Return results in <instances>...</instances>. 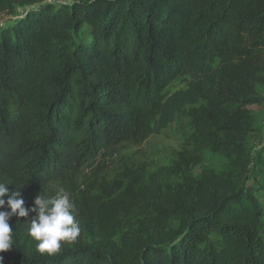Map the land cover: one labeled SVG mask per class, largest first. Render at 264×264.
I'll return each instance as SVG.
<instances>
[{
  "label": "trees",
  "instance_id": "obj_1",
  "mask_svg": "<svg viewBox=\"0 0 264 264\" xmlns=\"http://www.w3.org/2000/svg\"><path fill=\"white\" fill-rule=\"evenodd\" d=\"M13 4L0 0V13L12 14ZM85 27L91 40L80 42ZM235 46L264 57V0H84L43 6L0 29V183L20 191L29 209L11 217L14 245L0 255L12 264H264V208L250 188L188 184L174 199L152 183L156 214L132 247L118 236L141 175L107 199L94 195L96 177L79 180L102 155L142 144L184 114L196 149L231 156L252 127L224 122L220 107L245 115L258 102L250 80L221 88L211 65L214 56L230 63ZM181 78L186 89L168 93ZM209 99L216 104L198 106ZM193 158L181 152L179 166H197ZM51 185L73 199L81 228L77 242L53 255L38 252L28 234L36 197L59 190ZM173 220L181 222L177 235Z\"/></svg>",
  "mask_w": 264,
  "mask_h": 264
},
{
  "label": "rangeland",
  "instance_id": "obj_2",
  "mask_svg": "<svg viewBox=\"0 0 264 264\" xmlns=\"http://www.w3.org/2000/svg\"><path fill=\"white\" fill-rule=\"evenodd\" d=\"M84 0H66L53 2L47 0H34L30 6L24 4L26 0H14L13 13H0V29L17 24L31 11H37L43 6L54 7L59 10L63 5L81 3ZM78 40L89 42L91 29L85 27ZM264 57L248 48L234 47L231 54V62L225 63L223 56H214L211 65L220 72L221 88H229L243 80H250L255 86L258 102L245 108V115L240 114L235 105L220 107L219 117L224 122L246 121L251 125L252 131L247 135L243 143L235 140V145L230 149L231 156L214 154L210 150H198L190 137L194 132L191 119L185 114L176 118L167 129L158 135H153L144 143L125 144L112 154L102 155L92 167L85 169L79 176L80 183L86 179L96 177V191L94 195L107 199L110 196H119L123 188L128 186L132 175H141L142 183L139 185L136 204L128 199L124 202V210L121 212L123 219V231L118 236L130 245L135 246L138 233L136 230L141 224L153 220L155 217V204L157 199L151 196L149 186L155 183L158 194L163 198L169 194L177 198L181 190H185L188 184L199 185L203 183L208 190L216 186H227L232 183L250 188L256 196L260 206L264 208V84L258 82L261 77L260 62ZM186 89V80H177L167 91L172 94ZM210 102L216 104L214 99L204 100L198 106H206ZM191 107H187V112ZM232 142L234 139L232 138ZM188 151L197 158L199 164L191 169L179 166V154ZM78 177V176H77ZM51 190L59 187L51 185ZM122 188V189H121ZM50 194L49 191L41 195ZM113 197V198H114ZM180 220L170 223L169 231L177 235L180 232ZM4 264L12 262L4 257Z\"/></svg>",
  "mask_w": 264,
  "mask_h": 264
},
{
  "label": "clouds",
  "instance_id": "obj_3",
  "mask_svg": "<svg viewBox=\"0 0 264 264\" xmlns=\"http://www.w3.org/2000/svg\"><path fill=\"white\" fill-rule=\"evenodd\" d=\"M34 205L30 211L36 215L31 219L28 234L37 242L38 252L53 255L61 251L62 245L77 242L81 234L80 223L76 219L77 209L64 188L61 187L51 197L38 195ZM0 209H5L0 210V253H5L14 245L9 224L11 217H28L29 209L24 206L21 192H10L4 183H0ZM0 264H4L3 255H0Z\"/></svg>",
  "mask_w": 264,
  "mask_h": 264
}]
</instances>
